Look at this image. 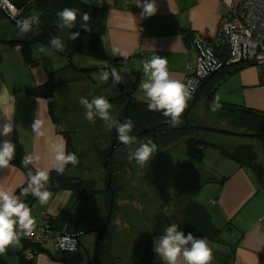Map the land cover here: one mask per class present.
Listing matches in <instances>:
<instances>
[{"label": "trees", "instance_id": "obj_1", "mask_svg": "<svg viewBox=\"0 0 264 264\" xmlns=\"http://www.w3.org/2000/svg\"><path fill=\"white\" fill-rule=\"evenodd\" d=\"M10 1L14 3L19 12L12 19L0 9V21L9 20L14 36L10 34L2 35L0 32V41L7 45L39 44L67 59L66 64L53 68L48 72V79L43 85L29 91L47 98L51 116L57 128L62 129L61 124L65 126L69 124L65 119V107L64 109L61 108L60 112L57 111L59 92L69 93L83 79L87 77L90 79V74L98 75L101 70L110 71L111 67L117 68L118 64L122 65L123 63V59H114L107 53L104 9L83 0ZM66 7L79 10L76 27L73 29H60L58 27L59 20L56 14ZM85 12L90 16L87 22L90 29L88 31L81 27V24L84 23L82 16ZM31 15H38L40 24L34 26L32 32L27 34V37L21 38L16 21ZM77 31L80 33L79 37L76 40L70 39V33ZM54 36L59 37L64 43L65 49L63 52L57 51L50 46L49 41ZM214 54L220 63H223L228 56L225 47L215 49ZM77 55L84 58L83 64H80V66L73 61V57ZM246 64L249 63L237 61L221 65L215 71L210 72L200 81L196 89L197 91L201 87L197 99L204 98L207 102L213 100L216 87L231 73L240 70ZM88 81L90 87L88 99L90 98L89 100H91L93 96H104L107 98L112 104L110 111L115 118L121 122L126 118H131L134 121L135 126L132 134L150 126L160 125L156 131H147L141 134L157 144L158 151L156 153L162 154L170 146L182 144L190 164L199 165L202 162L205 148H215L221 156L232 158L241 166L246 167L255 176L260 186L264 187V168L255 160L257 155L251 147L236 145L229 150L221 144L206 141L198 136L197 132L199 130L182 127L184 124L183 118H181L180 124L173 126L169 122V118L165 117L162 112L149 111L146 99L132 97L131 92L123 87L121 82L113 84L111 76L106 83L98 79H90ZM195 92L190 93L191 98L188 100L187 107L192 101ZM220 104H222V107L215 111L214 114L219 122H227V127L220 125L221 127L236 131L264 133V112L226 102H220ZM193 106L188 111L187 116ZM187 116L186 121L190 123ZM164 122L166 123L162 124ZM91 130L93 132L91 146L88 150L79 153L75 150L70 136V132L73 130L62 129V133H64L66 138L67 152L75 153L79 163L76 165L68 164L63 174L57 173L55 169L49 172V190L52 193L49 202L60 190L70 191L71 198L62 212L46 218L47 228L53 232L65 231L68 235H77L79 241L73 251H63V264H81L85 260L87 262L85 251L80 244L89 253L90 247L94 251L98 228L103 225L108 217L111 189L114 193L112 210L110 220L100 238L98 264H149L153 255L154 239L163 234L164 228L171 223L178 224L179 229L185 235L191 232L194 237H206L209 240H226V230L213 224L208 210L200 203L192 202L188 199L185 201L182 211L177 215L178 218L176 220H172L171 215L158 214L159 223H157L158 220H152L153 222L150 223L156 225L151 227L154 231L146 233L142 245L137 246L135 234L137 232V209L130 214L128 213L127 205H123L121 206V212H118L117 199L121 192L122 196L127 200L133 201L134 204L140 205L141 209H143V205L147 201L151 202V198L150 194L142 196L139 195V192L142 187L149 188V179L142 181L143 186L137 184V178L140 177L142 170L138 168L135 171L128 160V156L124 153L121 155L119 148L122 143H120L115 147L107 161L111 171V181L108 185L109 174L104 163L108 157L113 138L115 142L120 141L117 139L115 129L110 131L99 118H96ZM103 142H106V146L102 145ZM156 153L153 157V163L157 164L160 158L158 159V154ZM11 163L21 166L26 176L25 183L16 190L15 195L31 207L36 199L30 194L25 196L21 193L22 189L27 186L28 170L31 169L35 172V168L32 165L24 168L22 160L17 158H14ZM94 168H98V171L94 170ZM72 170H75L76 174H72ZM145 214L147 213L141 212V219H144L145 222L147 220L150 222V218ZM117 216L118 218H116ZM127 228L128 231H125ZM22 242L23 247L31 245L24 238H22ZM40 247V245L33 246L36 253ZM118 247L125 251L123 255L117 253ZM19 256L20 264H34V259H27L22 253V249L19 252Z\"/></svg>", "mask_w": 264, "mask_h": 264}, {"label": "crops", "instance_id": "obj_2", "mask_svg": "<svg viewBox=\"0 0 264 264\" xmlns=\"http://www.w3.org/2000/svg\"><path fill=\"white\" fill-rule=\"evenodd\" d=\"M83 1L103 7L107 53L114 59H123L117 70L124 67L131 71L122 75L129 84L131 96L141 99H146L139 88L145 75L143 61L154 55L166 57L172 78L185 83L198 65L193 40L203 37L212 41L222 13L219 0H155L157 11L151 17H142V8L129 6L132 0ZM0 32L14 36L8 19L0 21ZM222 47L223 43H217L213 50ZM115 48L127 51V59L113 55ZM53 53L39 44L7 45L0 41V126L7 122L13 126L9 137L0 136V142L10 139L15 144V158L22 160L26 152L39 156V166L49 170L54 168L48 140L66 142V138L51 116L47 98L29 91L43 85L50 70L67 63L58 53L62 57L53 58ZM216 96L220 102L264 112V64L249 63L231 73L214 90ZM204 102L211 115L214 114L209 106L214 104V99L208 102L204 99ZM36 119L42 122L46 132L43 137L32 130ZM173 147L176 146H170L162 154L156 153L158 159L163 161V154ZM209 154L215 157L213 161L218 166L204 165L205 151L201 164L192 166L203 175L202 189L207 190L206 200L198 203L208 210L213 224L227 232L226 240L207 239L213 251L212 264H264V187L237 161L221 156L215 148ZM25 181V173L17 164L0 169V189L11 188L15 194ZM70 198L67 190L59 204L50 201L41 206L36 200L29 207L35 225L46 224L48 216L62 212ZM22 238L0 254V264H20ZM40 246L34 264H63L64 252L53 240ZM149 264H163V261L153 251Z\"/></svg>", "mask_w": 264, "mask_h": 264}, {"label": "clouds", "instance_id": "obj_3", "mask_svg": "<svg viewBox=\"0 0 264 264\" xmlns=\"http://www.w3.org/2000/svg\"><path fill=\"white\" fill-rule=\"evenodd\" d=\"M133 3L142 8V17H151L157 11L155 0H132ZM78 9L64 8L57 12L60 29H73L76 27ZM16 14H14L15 16ZM90 16L85 12L82 16L84 21L81 27L86 31L90 30L87 22ZM21 38L27 37L32 32L34 26L40 24L38 15H31L16 21ZM80 33L71 32L70 39L76 40ZM50 46L63 52L65 45L59 37H52ZM113 55L119 54L127 59L129 53L121 51L119 48L113 49ZM143 73L139 88L144 92L149 111H160L169 118V122L175 126L181 123V115L185 111L190 92L188 86L178 79L172 78L168 70V59L160 55H154L150 59L143 61ZM111 76L113 84L121 82V76L116 67L109 70H101L98 79L106 83ZM80 105L85 109V119L94 122L96 118L103 121L104 125L111 131L115 129L117 139L128 149V160L135 161L136 165L144 169L153 159L158 151L155 142L149 139L147 142L140 141L139 146L134 150L132 146L137 143V137L132 135L134 121L126 118L120 121L111 114L112 104L104 96H93L91 100L87 97L79 98ZM222 107L220 97L214 98L212 111H217ZM32 130L37 136H45L46 132L42 128V122L36 119L32 125ZM13 131L11 123L7 122L0 126V136L9 137ZM15 144L10 139L0 142V169L8 168L15 158ZM48 151L51 154L52 167L59 174H63L68 164L79 163L75 153L66 151V142L63 140H48ZM39 156L26 154L22 158V166L31 169L27 172V186L22 189V195L33 196L41 206L48 204L52 193L49 190L50 170L41 168ZM35 219L31 215L29 206L14 194L11 188L0 189V254L19 242L20 234L31 235L35 226ZM155 254L163 261V264H212L213 251L209 247L206 237H194L191 232L187 235L179 229V225L171 223L163 230V234L154 239Z\"/></svg>", "mask_w": 264, "mask_h": 264}, {"label": "rangeland", "instance_id": "obj_4", "mask_svg": "<svg viewBox=\"0 0 264 264\" xmlns=\"http://www.w3.org/2000/svg\"><path fill=\"white\" fill-rule=\"evenodd\" d=\"M54 57H58L59 59V57L62 56L54 52L53 58ZM83 60L84 58L78 55L73 57L74 63L78 66L83 64ZM118 71L120 73L123 86L129 90V84L122 74H129L131 71L124 67H120V70ZM94 76L98 75L93 73L90 74L89 77H91L90 79L94 80ZM90 79L87 77L86 79H83L82 82H79L78 86L75 85L73 90L69 91V93L59 92L58 95L57 111L60 112L61 108L64 109L65 107V119L69 124H66V126L61 124V128L68 131L71 129L73 130L70 132V136L75 150H77L79 153L84 150H88L93 142V132L91 129L96 119L94 122H89L86 120L85 109L79 103L80 97L83 96L88 98L90 95V87L88 83V80ZM212 105L213 103L209 104L210 107H213ZM187 118L188 121L193 124L226 126L227 123L226 121L221 123L217 120L215 114L211 115L203 98L196 100L195 105L188 114ZM197 134L200 138L206 141L221 144L223 147L229 150L236 145H247L251 147L257 155L255 160L261 165L262 168H264V137H238L204 130H199ZM145 137L147 136H137V143L132 146L133 150L139 146L140 141L147 142L149 140ZM102 145L106 146V142H103ZM122 145L119 148L121 155L124 153L128 156L129 149L125 145ZM173 148L174 149L168 150L163 154V161H159L156 164L155 162L153 163L152 159L149 165L144 169L138 167L135 161H131L132 167L135 171H137L138 168L142 170L140 177L137 178V184H141L143 186L142 181L149 179V188L142 187L139 195L143 196L150 194L151 202L147 201L146 204L143 205V209H141L140 205L138 206L137 204H134L133 201L127 200L124 196H122L121 192L119 198L117 199L118 212H121V206L123 205H127L128 213L130 214L134 213V211L137 209V232L135 233L137 238V246L140 244L142 245L146 233L149 231H154L151 227H155L156 225H152L150 223L155 220H158L157 223H159V219L157 218L158 214L171 215V219L176 220L178 218L177 215L182 211L186 200L189 199L192 202H204L207 198V190L202 189L203 175H199L197 173V168H195V166L193 168V166L187 160L183 145L178 144ZM211 151V147L205 148L206 155L203 163L207 166L212 164V166L216 167L218 164L215 163L216 161H213L215 157H211V154H209ZM94 170L98 171V168H94ZM72 174H76L75 170H72ZM66 193L67 190H60L57 192L51 202L55 201L54 203L59 204L61 200H63V195L65 196ZM141 212L147 213L145 215L150 218V222L149 220L145 222L144 219H141ZM116 218H118V216ZM125 231H128V228ZM89 251V254L92 256L93 250L91 247L89 248ZM124 252L125 251L118 247L117 253L123 255ZM81 264H87L86 260L82 261Z\"/></svg>", "mask_w": 264, "mask_h": 264}, {"label": "built area", "instance_id": "obj_5", "mask_svg": "<svg viewBox=\"0 0 264 264\" xmlns=\"http://www.w3.org/2000/svg\"><path fill=\"white\" fill-rule=\"evenodd\" d=\"M219 2L222 13L214 39L208 41L203 37H196L193 40L198 54V65L195 73L185 80L190 93H194L200 81L221 64L213 50L217 43H223L228 53L227 62L264 64V0H219ZM0 9L12 19L19 12L10 0H0ZM20 236L31 244L22 248V253L27 259H35L34 245L53 240L62 251H73L77 243L67 233L62 235L61 232L50 231L46 224L35 225L31 235L21 233Z\"/></svg>", "mask_w": 264, "mask_h": 264}, {"label": "water", "instance_id": "obj_6", "mask_svg": "<svg viewBox=\"0 0 264 264\" xmlns=\"http://www.w3.org/2000/svg\"><path fill=\"white\" fill-rule=\"evenodd\" d=\"M129 6L134 7V8H141V7L137 6V4H135V3H129ZM233 62H237V61L227 62L225 60L219 66L215 67L214 71L216 69H218L221 65L229 64V63H233ZM200 88L201 87H199L198 90L195 92V95H194L192 101L190 102L189 106L186 108V110L181 115V118L184 119V124L182 125V127L192 128V129H195V130H204V131H209V132H216V133H220V134L238 136V137H247V138L264 137V133L236 131V130L228 129V128L221 127V126L187 123V121H186L187 113L190 110V108L194 105V103L196 102L197 97H198V92H199ZM165 123L166 122H164L162 124H165ZM159 127H160V125L150 126V127L146 128V129L138 131L137 133L132 134V135L138 136V135H141V134H143V133H145L147 131H156L157 129H159ZM120 143L121 142H115L114 138H113L111 146H110V149H109V152H108V157H107V159H106V161L104 163V165L106 166V168L108 170V174H109L108 185L110 184V181H111V171H110L109 166L107 165V161L109 160V158H110L113 150L115 149V147L118 144H120ZM113 196H114V193H113V190L111 189L110 206H109V211H108V217H107L106 221L103 223V225L100 228H98V232H97L96 239H95V247H94V251H93L92 256L89 254L87 249L82 244L79 243L80 246H82V248L85 251V255H86V258H87V264H98V250H99L100 238H101L103 230L105 229L107 223L110 220ZM61 234L64 235L66 233H65V231H62ZM70 236L72 238H74L76 240V242H79L77 235H70Z\"/></svg>", "mask_w": 264, "mask_h": 264}, {"label": "flooded vegetation", "instance_id": "obj_7", "mask_svg": "<svg viewBox=\"0 0 264 264\" xmlns=\"http://www.w3.org/2000/svg\"><path fill=\"white\" fill-rule=\"evenodd\" d=\"M117 147V146H116Z\"/></svg>", "mask_w": 264, "mask_h": 264}]
</instances>
